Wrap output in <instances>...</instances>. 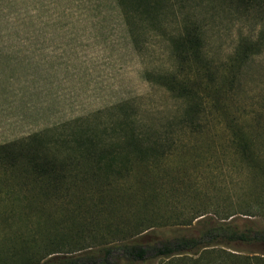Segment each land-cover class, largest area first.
Segmentation results:
<instances>
[{
	"label": "rangeland",
	"instance_id": "1",
	"mask_svg": "<svg viewBox=\"0 0 264 264\" xmlns=\"http://www.w3.org/2000/svg\"><path fill=\"white\" fill-rule=\"evenodd\" d=\"M173 8L176 16L168 13L159 25L144 24L130 36L114 0H0V145L42 133L47 153L80 165L75 144L113 137L121 126L116 125L128 117L137 132L155 131L177 140L173 155L161 164L163 171L150 177L157 199L148 212L166 233L190 228L182 224L199 215L215 222L229 218L240 225L264 224V208L260 212L258 207L263 182L238 160L227 128L232 122L252 126L264 120V22L229 0H195ZM185 17L201 26L204 55L218 70L219 82L235 50L242 43L255 45L254 55L222 97L225 111L211 110L203 129L193 133L182 126L187 102L148 81L153 73L176 69L171 40ZM125 101L130 109L116 107ZM115 179L121 180L111 176L108 182ZM135 187L134 196L117 193L122 203L118 215L85 213L95 199L73 192V204L84 212L71 216L54 214L52 203L37 211L40 198L12 204L13 212L7 214L0 200V238L34 236L41 246L56 245L72 255L101 248L121 240L123 231H137L129 216L141 209L143 190ZM24 195L27 200L32 194ZM48 212L56 218L52 225L65 221L52 237L42 230L27 233L28 225L17 223L20 214L35 221ZM260 252L257 247L214 246L143 264H264Z\"/></svg>",
	"mask_w": 264,
	"mask_h": 264
},
{
	"label": "trees",
	"instance_id": "2",
	"mask_svg": "<svg viewBox=\"0 0 264 264\" xmlns=\"http://www.w3.org/2000/svg\"><path fill=\"white\" fill-rule=\"evenodd\" d=\"M114 1L132 36L137 27L144 24L155 27V24L159 25L167 18L168 13L176 16L174 4L184 6L195 0ZM229 1L246 14H259L264 22V0ZM182 23L181 32L171 40L172 53L177 62L176 69L153 73L148 81L165 89L175 98L187 102L186 118L182 126L191 129L193 133L203 129V120L211 110H224L222 97L232 87L241 66L254 55L255 45L242 43L235 50L232 61L227 63V75L219 82L218 70L213 68L204 55L201 26L189 17H185ZM116 107L122 111L130 109L131 104L125 101ZM252 123V126L230 123L227 126L229 143L238 160L247 170L260 176L264 185V131L259 130L264 128V120L259 119ZM117 126H120L119 131L107 140L94 136L88 141L80 140L75 144L80 165L62 161L47 153L42 133L1 144L0 200L7 206V214L13 212L12 204L40 198L37 211L46 210L48 204L52 203L55 205L54 214L66 213L71 216L74 212H84L78 203L73 204L74 196L70 197L73 192L84 197L90 195L95 199L85 213L95 211V216H100L106 212L110 215L117 212L118 215V209L122 208L118 194L134 196L137 186L143 190L139 208L145 212L140 213V209L129 216L134 218L130 222L131 229L137 231L131 234L130 230L123 231L124 237L121 240L105 244L101 248H89L77 255L59 251L56 245L41 246L34 236L23 238L20 234L13 237V240L2 237L0 256L3 258H0V264H143L196 253L214 246L257 247L261 249L260 254L264 255V224L260 223L240 225L229 218L215 222L210 218H200L203 215H199L182 224L190 228L166 233L165 225L158 223L151 211L148 212V205L157 199L156 188L150 177L157 169L163 171L161 164H166L165 161L173 155L177 140L167 135H158L155 131L137 132L128 117H124L116 128ZM111 176L121 180L108 182ZM130 179L135 180L133 185L130 184ZM27 193L33 196L26 200L24 194ZM63 198H66L65 202L60 200ZM258 207L262 212L264 193L259 198ZM54 214L48 212L43 218L37 217L35 221L20 214L17 223L25 224V227L28 225L27 233L42 230V234L52 237L61 222L65 223L62 218L52 225V219H56ZM67 219L70 220L68 217L65 220ZM194 220L197 225L191 227ZM3 231L0 230V236L4 235ZM148 231L151 232L142 235ZM112 233L115 232L110 230V234Z\"/></svg>",
	"mask_w": 264,
	"mask_h": 264
}]
</instances>
